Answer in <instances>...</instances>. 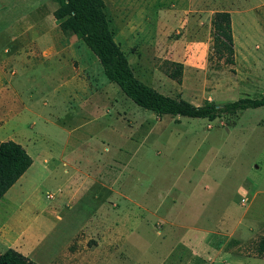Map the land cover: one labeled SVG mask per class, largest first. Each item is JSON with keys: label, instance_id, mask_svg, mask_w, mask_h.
<instances>
[{"label": "rangeland", "instance_id": "obj_1", "mask_svg": "<svg viewBox=\"0 0 264 264\" xmlns=\"http://www.w3.org/2000/svg\"><path fill=\"white\" fill-rule=\"evenodd\" d=\"M102 1L113 40L144 85L195 106L264 97V0ZM55 7L0 0V101L13 92L21 109L11 120L0 113V141L27 144L32 160L0 205V254L9 244L36 264H72L78 251L103 264H264L256 258L264 239V107L212 121L141 109L78 38L58 29ZM216 11L230 15L234 48V64L218 69L207 61ZM29 26L28 37L52 40L28 42L12 61L11 32ZM25 60L33 70L19 66ZM169 62L182 65L179 84L165 75ZM82 184L81 195L74 188ZM111 186L130 196V211L120 197L108 198ZM251 187L255 196L240 194ZM111 223L115 238L75 232Z\"/></svg>", "mask_w": 264, "mask_h": 264}, {"label": "trees", "instance_id": "obj_2", "mask_svg": "<svg viewBox=\"0 0 264 264\" xmlns=\"http://www.w3.org/2000/svg\"><path fill=\"white\" fill-rule=\"evenodd\" d=\"M54 2L56 7L51 15L58 23V29L61 32H70L78 38L96 58L106 80L116 85L119 91L137 107L156 116H179L207 121L223 115L264 107V97H243L218 106L208 102L195 106L180 97L171 98L163 95L144 85L133 75L125 56L113 40L103 12L102 0H54ZM209 27L210 51L207 61L214 62L216 69L220 67L219 63L232 66L234 48L229 13L213 12ZM167 64L169 68L165 70L166 77L179 84L182 65L177 62ZM31 163V158L19 144L10 140L0 141V198L3 195L5 197ZM263 255L264 239H260L256 247V258H261ZM0 264L36 263L8 248L0 254Z\"/></svg>", "mask_w": 264, "mask_h": 264}, {"label": "crops", "instance_id": "obj_3", "mask_svg": "<svg viewBox=\"0 0 264 264\" xmlns=\"http://www.w3.org/2000/svg\"><path fill=\"white\" fill-rule=\"evenodd\" d=\"M52 18V17H51ZM54 20V19H53ZM56 22V21H55ZM33 26H29V28L27 27L26 29H24L23 31H21V32H16V31H14V33H12L11 32V35H10V38H9V41H10V44H12L14 47H13V49H12V54H11V59H12V61L13 60H15L16 58H18V56L16 55L19 51H22V49L24 48V45L25 44H27L28 42H30V44H32V43H34V42H37L38 40H40V39H42V40H45V42L46 41H51L52 39H51V36L48 34V33H37V32H35V35H34V37H32V38H30V37H28L27 35H28V33L27 32H29L28 30H30L31 28H32ZM28 38V39H27ZM33 45V44H32ZM47 45H48V43H46V44H44V46L43 47H47ZM42 47V46H41ZM4 53L6 52V50H4L3 51ZM41 52H43V51H41ZM49 53V51H47V50H45V52H43L42 54L43 55H47ZM27 61L25 60V62L24 63H21L19 66L21 67V68H24V69H27V70H33L34 69V65L31 63H28V64H25ZM5 65V64H4ZM39 68L37 69V70H40V69H43L44 68V65L41 63V64H39ZM1 71V70H0ZM5 75V74H4ZM51 75H53L54 76V78L56 79V80H59V81H63L62 80V78H63V75H59V73L58 74H51ZM13 76H15V71L13 70ZM64 78H65V76H64ZM6 84V83H5ZM7 85V84H6ZM2 96H4L3 98H1L2 100L0 101V113L3 115V117H5L6 118V116H7V119L8 120H11V119H16L19 115H21V109H20V107H18V105H17V103H19L18 102V99H17V96H16V94L15 93H13V92H10V91H8V92H5V93H3L2 94ZM14 96V97H13ZM14 101H13V100ZM5 114V115H4ZM7 114V115H6ZM17 115V116H16ZM32 139H30V142H28V141H26V142H28V143H30V144H32ZM21 147H23L26 151H28L27 150V144H21ZM43 162H45V161H43ZM43 165L44 164H46V163H42ZM32 167V163H31V165L29 166V168H31ZM29 168L21 175V177L13 184V185H15L17 182H19L23 177H25V175L28 173V171H29ZM100 171L101 170H99V173L96 175V176H94V178L93 179H91L90 180V185H93V184H95V183H98L99 182V180L101 179V176H100ZM95 179H97V181L95 180ZM115 182V181H114ZM12 185V186H13ZM11 186V187H12ZM10 187V188H11ZM9 188V189H10ZM12 189V188H11ZM10 189V190H11ZM75 190H84V186H83V184H82V187H77V188H74ZM9 190V191H10ZM75 190H72L71 188H68L67 189V191L68 192H66L67 194L65 195V199H67V201H70L71 200V198L70 197H72L74 194H71L70 192H72V191H75ZM109 190L111 191L110 193H109V199L110 200H115V199H117L118 197H120V200L122 199V200H124L125 202H126V204L125 203H123L122 202V207L124 208V209H126V210H128V211H130L129 209H128V204H133V202H132V199H130V196L127 194V193H125V192H122V193H120V192H117L116 190H114V189H112V186L111 187H109ZM9 191H8V193H9ZM251 192V196L253 197V196H255L256 194H255V192H254V189H253V187H251V188H240L239 189V192H240V194L241 195H247L248 194V192ZM82 193H83V191H81V195H82ZM4 196V195H3ZM1 197L0 198V205L2 204V200H4L3 198H5V197ZM6 196V195H5ZM7 203H11V202H9V201H6ZM7 203H4L3 202V204H6V205H8ZM128 203V204H127ZM97 212V211H96ZM117 215V214H116ZM94 220V222H96V219H93ZM87 222H89L88 221V219L86 220V223ZM88 229V230H87ZM90 229H92V230H90ZM25 230H23V232H24ZM78 231H93V232H98V234L101 232L102 234L103 233H105L104 235H106V233L108 232V233H110L111 234V238L113 237V238H115L114 236L115 235H113V234H115L116 232H118V226H117V224L116 223H111V225L108 227V228H105V229H96V228H94V226H93V228H91V226L89 225L88 227H85V225H83L81 228H78V230L77 231H75V232H78ZM120 231H121V229H120ZM74 232V233H75ZM73 233V234H74ZM99 237H100V234L98 235ZM101 238V237H100ZM41 239V237H38V239L36 240V244H38V240H40ZM102 239L104 240L105 239V236L104 237H102ZM107 239H105V241H106ZM116 239H111V241H115ZM86 242V241H85ZM84 242V243H85ZM101 243V240H99L98 241V243ZM83 244V243H82ZM101 245V244H100ZM9 246H12L13 247V250H15L16 251V248H18V246L17 247H15L14 245H7V246H5V248H7V247H9ZM210 246V247H209ZM207 248H205V249H208V248H212V246L211 245H209ZM11 247V248H12ZM10 248V249H11ZM5 251V250H4ZM3 251V252H4ZM79 252V251H78ZM75 253V254H73L74 255V258H76V262H74V263H72V264H103V260L102 259H93V260H91V259H86L85 257H82L81 259L80 258H78L80 255H79V253ZM19 253V252H18ZM206 254H207V252H205ZM22 254H24V255H26L25 253H23L22 252ZM21 254V255H22ZM205 254V255H206ZM23 255V256H24ZM70 256V255H69ZM25 257V256H24ZM262 257H264V255L262 256ZM89 260L91 261V263L89 262ZM263 263H264V261H263Z\"/></svg>", "mask_w": 264, "mask_h": 264}]
</instances>
